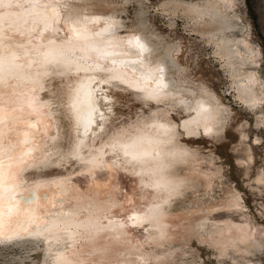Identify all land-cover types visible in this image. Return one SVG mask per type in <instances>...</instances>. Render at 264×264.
I'll return each instance as SVG.
<instances>
[{"label":"snow or ice","instance_id":"1","mask_svg":"<svg viewBox=\"0 0 264 264\" xmlns=\"http://www.w3.org/2000/svg\"><path fill=\"white\" fill-rule=\"evenodd\" d=\"M82 3L0 0V247L44 238L49 264H156L159 258L147 251L124 250L126 230L155 233L160 244L168 239V209L187 190L183 169L222 125L221 109L203 87L193 97L186 85L170 82L164 63L169 48L161 45L157 52L135 30L143 8L167 27L177 13L162 10L179 5L138 0L129 7L126 23L112 15H89ZM249 6L243 0L235 8L242 17L248 16ZM187 7L197 15L189 26L220 22L224 16L212 0ZM224 7L233 5L224 0ZM244 22L253 29L255 43L256 21L249 16ZM177 30L206 46L207 59L223 77L226 58L219 52V34L184 31L181 24ZM226 87L225 81L218 91ZM132 93L143 101L135 118L127 106ZM25 116L48 117L42 138L29 131L35 124ZM225 139L216 132L218 143ZM75 164L130 171L140 187L151 191L153 201L119 217L108 214L112 206L65 207V197L45 189L87 183L88 173L73 174ZM96 179L104 180L106 174ZM29 181L34 186L25 189ZM241 198L242 193L236 194L220 211H232ZM49 200L64 215L53 211L51 219L41 221L32 206ZM256 211L264 216V207L257 205ZM145 243L150 250L153 240ZM33 260L41 264V255Z\"/></svg>","mask_w":264,"mask_h":264},{"label":"bare ground","instance_id":"2","mask_svg":"<svg viewBox=\"0 0 264 264\" xmlns=\"http://www.w3.org/2000/svg\"><path fill=\"white\" fill-rule=\"evenodd\" d=\"M127 0H84L80 5L86 9L89 15H112L117 19H125L127 23L128 13L123 8ZM206 0H159L163 4H175L179 7L163 9V12L172 11L177 16L171 21L170 28L174 27L178 20H182L184 31L199 33H218L222 41L219 52L226 58L225 76L227 77V87L225 96L231 95L233 100L247 109L256 110L264 99V80L259 71L254 67L259 63L261 57L260 45L250 36L246 26H242L239 33L234 30L241 16L235 5L242 3V0H229L232 8L224 7V0H212L221 6L224 13L220 22L208 23L199 21L194 26H189L188 22L197 20V15L191 11L187 5ZM236 18V19H234ZM136 32L149 47L159 52L160 46L169 48L165 53V66L169 68L167 79L174 85L180 83L187 86V91L193 97L198 95L197 90L203 87L206 93L210 94L214 103L221 109L222 125L213 129V135L207 137L209 140L216 141V132L225 136V132L231 120V105L223 98L213 86L204 78L194 76L187 70L180 57L182 50L181 38L168 39L159 29L151 27L145 19L138 18ZM245 44L249 47L246 49ZM254 49V57L250 55V50ZM239 53L243 59L237 56ZM43 95V94H41ZM136 100L137 105H132L131 101ZM141 96L132 93L131 99L127 101L133 118L137 115V107L142 103ZM146 118V114L141 113ZM35 124L29 131L37 138H42L45 134V124L47 116H25ZM256 123L261 121L257 112ZM241 143L247 138L246 131L239 126ZM54 128L49 129V132ZM258 140V136L254 138ZM244 156L240 159L248 165L253 160L252 150L249 145L244 149ZM219 156L213 148L199 145L196 154L190 157L183 169L182 175L188 179L187 190L177 203L168 209L166 223L168 228L166 235L168 239L160 244L155 240L156 234L139 235L137 230L127 229V240L129 244L124 249L126 252L135 253L148 252L153 257H158L156 264H209L203 262L199 254L192 255V240L195 237L201 244L213 248V256L223 263L229 260L228 264H264L263 261L254 257L255 252H259L264 246V216L252 210L246 203L243 191L232 183L226 176L224 166L219 161ZM250 170V169H249ZM73 174L88 173L90 180L87 183H76L74 186L50 187V192H55L56 196L65 197V207L68 204L86 208L97 205L112 206L109 215L127 216L133 211L142 210L143 206L153 201V194L149 189L139 186V178L133 176L130 171H122L112 165L93 166L88 164H75L72 167ZM247 173V172H246ZM106 174V179L97 180L96 177ZM27 176V173L25 174ZM252 181V180H251ZM249 187L260 188L264 183V168L260 166L253 183L247 182ZM34 186L29 181L24 184V188ZM256 191V190H255ZM259 191H262L260 188ZM242 193L240 204L230 212L220 211L221 206L227 208L228 201L234 199L236 194ZM259 205L264 207L261 201L255 202V208ZM59 205L53 208L51 201H41L32 206L36 211L37 217L41 220L51 219L49 214L56 211L57 216H63L64 212L58 211ZM256 210V209H255ZM47 214V215H46ZM35 227V225H34ZM42 229L43 223L39 224ZM53 239L54 237H50ZM153 240L151 249L145 243ZM40 242V249L36 255H41V264H49L50 257L46 252L44 238L33 239ZM111 244V239L106 241ZM55 246V244H53ZM60 247H65L62 242ZM196 248V247H195ZM195 250V249H194ZM197 253V252H196ZM194 254V253H193ZM219 263V264H220ZM35 264V261H33Z\"/></svg>","mask_w":264,"mask_h":264},{"label":"rangeland","instance_id":"3","mask_svg":"<svg viewBox=\"0 0 264 264\" xmlns=\"http://www.w3.org/2000/svg\"><path fill=\"white\" fill-rule=\"evenodd\" d=\"M137 2L138 0H127L123 4V8L127 11L128 15L129 7ZM144 3L151 4L152 0H144ZM249 5L248 16H242L240 18L234 32L239 33L242 26H246L253 39V29L244 22L250 16L252 20L256 21L255 41L261 45L264 43V0H249ZM141 17L145 19L151 27L153 26V28L159 29L166 38L172 40L181 38L182 50L180 57L183 58L187 70L194 76L204 78L217 91L220 84L225 83V81L227 82V77L225 75L223 77L221 76V71L217 69L216 64L207 59L206 46L194 40H187L181 32L177 30V25H182V20H178L177 24L172 28L169 26L166 27L163 20H161L158 25L154 22L156 21V17L149 12L147 8L141 10ZM254 67L259 71L264 80V49H261L259 63L255 64ZM220 94L230 103L232 110L231 120L225 132L226 139L218 143L205 138L206 145H201L215 150L216 154L219 156V161L222 162L224 166L226 176H228L227 178L243 191L246 203L252 210L256 211V201H261L264 205V183L259 185L262 189V191H259L260 188L255 189V187H249L247 182L253 183L259 167L263 166L264 168V99L256 110H250L244 106H239L240 104L235 102L231 95L228 94L225 96L224 92H220ZM131 104L135 106L137 105V101L133 100ZM257 112L261 118L258 124L255 119ZM239 126L247 133V138L242 143L240 140ZM256 136H258L257 141L254 140ZM247 145L250 146L253 154V160L249 165L243 161V158H239V156L245 155L244 149ZM261 219L264 222V217ZM192 245L194 246L192 255L198 254L199 251L203 262L209 264L220 263L215 256H213V248L199 243L195 237L192 240ZM39 249L40 242L37 240H30L25 244L0 247V264H33V257ZM254 257L264 262V246L261 247L259 252L257 251L254 253ZM228 261L229 260H225L220 264H228Z\"/></svg>","mask_w":264,"mask_h":264},{"label":"water","instance_id":"4","mask_svg":"<svg viewBox=\"0 0 264 264\" xmlns=\"http://www.w3.org/2000/svg\"><path fill=\"white\" fill-rule=\"evenodd\" d=\"M239 106L243 107V105H239Z\"/></svg>","mask_w":264,"mask_h":264}]
</instances>
